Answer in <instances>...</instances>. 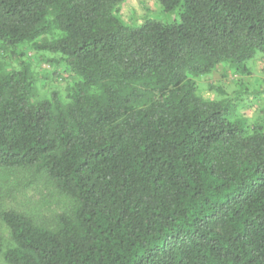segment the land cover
Instances as JSON below:
<instances>
[{
	"label": "trees",
	"instance_id": "1",
	"mask_svg": "<svg viewBox=\"0 0 264 264\" xmlns=\"http://www.w3.org/2000/svg\"><path fill=\"white\" fill-rule=\"evenodd\" d=\"M170 23L130 25L124 0H0V168L70 199L52 222L8 209L11 264H264V123L205 99L197 76L251 75L264 0H157ZM28 46L75 76L34 99ZM220 94L222 87L211 85Z\"/></svg>",
	"mask_w": 264,
	"mask_h": 264
},
{
	"label": "rangeland",
	"instance_id": "2",
	"mask_svg": "<svg viewBox=\"0 0 264 264\" xmlns=\"http://www.w3.org/2000/svg\"><path fill=\"white\" fill-rule=\"evenodd\" d=\"M121 17L130 25H137L145 18L163 22L179 21L178 11H165L157 0H124L120 9ZM1 47V44H0ZM23 53V60L28 62L34 77V99H52L58 96L66 101L67 87L75 76L62 63H53L56 55L36 51L28 46L16 49ZM0 59L8 68L20 66L18 56L12 50L0 48ZM251 75L239 76L227 68L197 76L198 93L205 99L229 98L233 114L248 122L259 118L264 123V56H256L249 61ZM222 87L225 94L211 90L210 86ZM74 206L72 198L59 192L51 180L33 171H8L0 168V232L5 245L11 243L10 230L1 218V212L15 209L24 212L39 222H52L55 215L70 211ZM0 264H11L0 256Z\"/></svg>",
	"mask_w": 264,
	"mask_h": 264
},
{
	"label": "crops",
	"instance_id": "3",
	"mask_svg": "<svg viewBox=\"0 0 264 264\" xmlns=\"http://www.w3.org/2000/svg\"><path fill=\"white\" fill-rule=\"evenodd\" d=\"M252 66V65H251Z\"/></svg>",
	"mask_w": 264,
	"mask_h": 264
}]
</instances>
